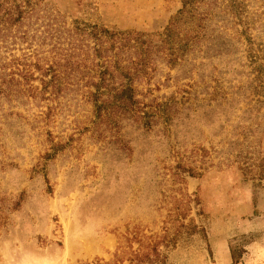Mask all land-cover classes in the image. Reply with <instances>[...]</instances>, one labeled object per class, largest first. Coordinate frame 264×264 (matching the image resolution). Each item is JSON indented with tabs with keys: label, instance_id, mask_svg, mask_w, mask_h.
<instances>
[{
	"label": "rangeland",
	"instance_id": "374dc122",
	"mask_svg": "<svg viewBox=\"0 0 264 264\" xmlns=\"http://www.w3.org/2000/svg\"><path fill=\"white\" fill-rule=\"evenodd\" d=\"M202 16L128 112L65 68L92 27L179 43ZM95 263L264 264V0H0V264Z\"/></svg>",
	"mask_w": 264,
	"mask_h": 264
},
{
	"label": "trees",
	"instance_id": "16d2710c",
	"mask_svg": "<svg viewBox=\"0 0 264 264\" xmlns=\"http://www.w3.org/2000/svg\"><path fill=\"white\" fill-rule=\"evenodd\" d=\"M195 1L199 0H182L183 11L187 7H191ZM205 18L206 16L198 17L197 20L199 23L197 28H199V30H195L194 35L191 34L190 37L180 39L179 43H176L175 40L173 41L175 37V26L172 24L169 25L158 37L159 43L162 44V46H160V44L153 45L151 39H144L141 34L132 36L130 34L121 32L114 33L107 29L92 27L87 33L95 40V43L92 45V50L94 52L93 59L96 57L103 60L96 64H92L93 59L92 61H88V57L80 59V56L76 53L74 56L70 55L65 68L68 67V64H76L74 71H78L80 75L74 83L85 80L84 86L94 87V91H89V94L90 99L95 104L101 101V104L97 106L98 114H100V110H106L107 108L111 109L106 112L107 117L121 110L128 112L138 103L135 99V92H137L135 82L141 80L150 68H154L155 64L152 56L155 53L158 55L165 51L169 53V59L175 61V58L179 56V52L183 55L188 50V44L191 40H198L199 33L204 27L201 25V21H204ZM105 43H108V45ZM82 45L84 46L83 42L78 46H72L70 50H79ZM167 45L168 48H164V46ZM123 54H126V64L122 63V61L125 60L124 56H122ZM171 56L173 57L171 58ZM70 61H72V63H69ZM57 66L60 65L54 62L46 71L51 74V78L45 84L51 85L52 88H59L63 83L62 76H60V73L56 72ZM80 66L86 70L82 72L79 68ZM90 70H95V73H91ZM69 76L74 77V75ZM46 88L48 87L45 86V89ZM157 112H163L168 117L170 109L168 107V109H163L162 111L157 110ZM150 116L151 114L144 113V117L147 118ZM132 118L135 120L134 117Z\"/></svg>",
	"mask_w": 264,
	"mask_h": 264
}]
</instances>
